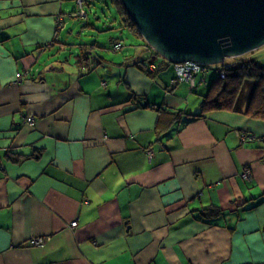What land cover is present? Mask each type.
<instances>
[{
	"label": "crops",
	"instance_id": "1",
	"mask_svg": "<svg viewBox=\"0 0 264 264\" xmlns=\"http://www.w3.org/2000/svg\"><path fill=\"white\" fill-rule=\"evenodd\" d=\"M65 1L0 0V264H264V122L213 111L156 134L133 93L193 114L204 92L124 57L67 79L47 64Z\"/></svg>",
	"mask_w": 264,
	"mask_h": 264
},
{
	"label": "trees",
	"instance_id": "2",
	"mask_svg": "<svg viewBox=\"0 0 264 264\" xmlns=\"http://www.w3.org/2000/svg\"><path fill=\"white\" fill-rule=\"evenodd\" d=\"M75 1L78 10L76 14L75 12H70L69 16L85 20V23L82 25L84 32L94 33L96 28H98L96 25L99 23L107 26L108 29L116 27L118 30L126 31L128 35L126 41H124V37L120 36L109 37L108 39V47H110L113 52L120 51L124 46L128 47V51H130L131 48V54L127 53L124 56L125 62H114V64H123L126 67L129 65L134 66L151 78L161 76V73L165 72L169 74L172 73L174 77L172 78L170 86L185 84L189 89L188 83L177 82L178 76L175 64L169 63L163 57L159 56L145 42L136 24L127 14L121 0H83L81 3H79L78 0ZM80 6H82L85 12L84 17H80L78 14ZM103 31H106V29H102L101 32ZM117 43H120L121 47L118 50H114L113 47ZM99 47V43L95 40L91 41L89 45L80 46L77 63H83V66L87 67L86 73L96 67L104 64L107 65L110 62L102 56L97 57L96 60L93 56L88 58V54L83 53L84 50L94 53V51H96L95 49ZM135 47L139 48L138 52L134 51ZM142 49L144 51L147 50L149 55L146 56L141 53ZM208 68H210V66ZM208 68H202L201 71L195 74V81L198 86L203 85L205 87L203 90L204 93L200 94L202 96L198 105L199 107L193 114L186 113L181 109L173 110L161 105L156 106L147 101L144 96L134 93V104L137 103L139 105H135L133 109L135 110V108L142 107L150 108L158 112V120L155 126L156 134H160L164 131L165 128L162 129V127L165 124H168L170 128L174 126V131L179 130L184 125L183 117L188 116L189 120L201 119L206 118L207 114L213 111L241 113L249 118L262 120L264 122V64L260 63L254 56H239L235 58L233 62L218 64L215 67H211V70ZM212 72L214 76L210 84H208L207 77ZM201 79H203L204 82H201ZM189 91L193 90L189 89ZM167 128L168 127H166V129ZM249 202H251V199H249ZM250 205V207H252L256 205V202H252ZM199 213L202 215L201 218L205 217L207 220H214L223 214V211L211 205L203 208Z\"/></svg>",
	"mask_w": 264,
	"mask_h": 264
},
{
	"label": "water",
	"instance_id": "3",
	"mask_svg": "<svg viewBox=\"0 0 264 264\" xmlns=\"http://www.w3.org/2000/svg\"><path fill=\"white\" fill-rule=\"evenodd\" d=\"M145 42L172 64H223L264 46V0H121Z\"/></svg>",
	"mask_w": 264,
	"mask_h": 264
},
{
	"label": "rangeland",
	"instance_id": "4",
	"mask_svg": "<svg viewBox=\"0 0 264 264\" xmlns=\"http://www.w3.org/2000/svg\"><path fill=\"white\" fill-rule=\"evenodd\" d=\"M64 7H65L64 11L66 14H68L69 10L71 12H75V14H76V12L78 10L75 0L65 1ZM78 14L80 17H84L85 12L83 11L82 6H80V10H79ZM99 15H100V13H99ZM91 19H92V17H91ZM84 23H85V20L82 18L69 17L64 21V24H62V30L59 32V37H58V40L60 43H65L64 47L60 49L58 54L51 55V57L49 58V61L47 63L48 65L54 64L55 66L62 68L64 71L63 73H65V76L67 79H71L74 76H78V75L85 72L84 68L81 69V72H79L80 64H74V65L70 66V65H66L65 63H63V60L70 55H72L73 58L75 60H77L79 58L78 54L80 52L79 48L81 45H89V43H91V41H93V40L97 41L99 43L100 47L96 48L95 49L96 51H94V53L91 51H86V50L83 51L84 54H88V58H91L93 56L94 59H96V60H97V57L102 56L109 61H111L112 59H114L115 61H120L128 53V47L127 46H124L118 52H113L111 50V48L108 47L109 46V41H108L109 37L120 36V37H124L125 38L124 41H126L127 40L126 37H128V35H127L125 30H120V29L118 30L116 27L113 29H108L107 26H104L103 24L99 23L96 25L98 28H96L94 33H90V32L86 33L82 29V25ZM102 29H106V31L101 32ZM150 50H151V48H150ZM134 51L138 52L139 48L135 47ZM141 53L145 54L146 56L149 55V52L147 50L144 51L142 49ZM72 56H70V57H72ZM248 56H254L260 63L264 64V46H262L261 48L255 50L251 53H247L246 55H243V57H248ZM234 59L235 58L226 59L224 61V63L233 62ZM43 63H45V62H43ZM95 69H99L103 72V75H104L103 79L104 80H106L105 79L106 77L110 76L107 73L108 68H106V64H104L100 67H96ZM90 72H91V76H93L94 73L92 72V70ZM213 76H214L213 72L208 75V77H207L208 84H210ZM95 77H96V75H95ZM204 87L205 86L200 85L197 88H200V91H203ZM200 94H201V92L198 91V92H195L194 96L198 97Z\"/></svg>",
	"mask_w": 264,
	"mask_h": 264
},
{
	"label": "built area",
	"instance_id": "5",
	"mask_svg": "<svg viewBox=\"0 0 264 264\" xmlns=\"http://www.w3.org/2000/svg\"><path fill=\"white\" fill-rule=\"evenodd\" d=\"M81 1L82 0H78L79 3H81ZM120 47H121L120 43H117L114 45L113 49L118 50L120 49ZM216 65H201L197 63H183V64L175 65L176 70H177V76H178L177 82H186L188 83L189 89L193 90L198 86L197 82L195 81V74L201 71L202 68H205V67L208 68L210 66V68L208 69L211 70V67H215ZM16 78L21 79L22 78L21 73H18L16 75ZM201 82H204L203 79H201ZM26 122L33 125V123L35 122V118L33 116H27ZM242 177L248 178L249 171H246L244 174H242ZM71 225L74 227L75 222H72ZM43 243H44L43 238H33L29 242V245L30 246H42Z\"/></svg>",
	"mask_w": 264,
	"mask_h": 264
},
{
	"label": "clouds",
	"instance_id": "6",
	"mask_svg": "<svg viewBox=\"0 0 264 264\" xmlns=\"http://www.w3.org/2000/svg\"><path fill=\"white\" fill-rule=\"evenodd\" d=\"M252 52H253V51H252ZM250 53H251V52H250ZM236 58H237V57H236ZM175 65H176V64H175ZM197 87H198V86H197ZM197 87H196V88H197ZM193 90H194V89H193Z\"/></svg>",
	"mask_w": 264,
	"mask_h": 264
}]
</instances>
